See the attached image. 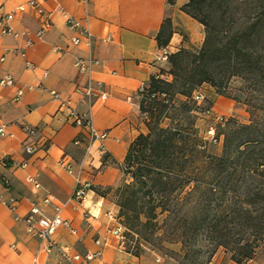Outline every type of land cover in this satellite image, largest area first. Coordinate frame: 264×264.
<instances>
[{"label": "crops", "instance_id": "0c3cea01", "mask_svg": "<svg viewBox=\"0 0 264 264\" xmlns=\"http://www.w3.org/2000/svg\"><path fill=\"white\" fill-rule=\"evenodd\" d=\"M26 1L0 0V6L11 11ZM188 1L45 0L52 24L42 36H38L41 21L31 10L12 20L20 37L0 34V78L15 79L13 86H0V126L9 133L0 135V264H32L35 259L38 264H166L157 254L128 252L112 232L121 223L120 207L101 190L118 186L130 144L149 132L138 93L152 77H163L166 63L158 60L162 49L171 54L185 47V34L192 45L203 41V26L182 10ZM73 19L90 30V43L80 35V28L70 27ZM168 19L173 35L161 48L158 35ZM78 36L84 41L74 45ZM91 60L87 70L79 68V61ZM90 83L101 88L106 99L91 100L76 92ZM19 89L24 94L16 101ZM220 98L217 102L223 103ZM62 101L91 116L97 130L108 134L94 143L90 153L88 131L63 120L67 111H59ZM26 125L36 135L30 136ZM34 141L44 147L29 155L25 146ZM78 180L91 184L83 202L72 199ZM48 196L63 205V217L76 231L60 227L50 252L42 250L39 237L16 218L26 217L34 205L52 217L51 206L42 203ZM12 201L16 214L8 207ZM66 248L71 260L64 257ZM98 252L100 256L86 259ZM74 255L81 259L73 260Z\"/></svg>", "mask_w": 264, "mask_h": 264}, {"label": "trees", "instance_id": "16d2710c", "mask_svg": "<svg viewBox=\"0 0 264 264\" xmlns=\"http://www.w3.org/2000/svg\"><path fill=\"white\" fill-rule=\"evenodd\" d=\"M182 10L204 26V42L170 54L171 80L152 77L147 84L140 110L149 132L128 148L115 202L132 242L154 236L159 215L167 213L172 232L183 229L181 243L189 247L184 259L191 264L210 263L219 248L243 264L264 242V0H189ZM172 35L168 19L159 47L168 46ZM233 82L240 83L239 94L232 95ZM204 84L245 104L251 115L249 123L231 120L218 133L220 155L206 153L196 126L193 95ZM174 110L185 120L164 127Z\"/></svg>", "mask_w": 264, "mask_h": 264}, {"label": "built area", "instance_id": "2783aa9c", "mask_svg": "<svg viewBox=\"0 0 264 264\" xmlns=\"http://www.w3.org/2000/svg\"><path fill=\"white\" fill-rule=\"evenodd\" d=\"M44 2L45 0H27L24 4L18 6L16 9L11 10V11H7L6 9H4V6H0V34L1 35H11L16 38L20 37L21 34L17 32L12 26V20L15 18L17 13H22V12L31 10L37 15V17L41 21L42 26H41L40 31L38 32V36L39 37L42 36L43 33L47 29H49L52 24L51 14L45 8ZM69 24H70V27L73 29L80 28V35L84 36L87 39L88 43L91 42L92 34L90 30L86 26H82L80 21L73 19L69 21ZM81 36L73 38L72 42L74 45H79L84 41V39ZM32 44H33V41L31 40L27 41V46H31ZM20 54L24 56L25 52H20ZM169 56H170V52L166 48H164L162 49V53L159 56L158 60L163 63H166L169 59ZM92 62H93L92 60L89 63H85L84 61H79L78 66L81 70H87L88 66H90ZM27 65L29 67L31 66L30 63H27ZM158 77H161V76L159 75ZM14 84H15V79L12 75H6L0 78V86H13ZM145 89H146V86L143 85L138 93L139 101L142 98V94L145 92ZM76 92L91 100L95 98L106 99L107 97L106 93L101 88L95 87L91 83L84 87H77ZM23 94H24V90L19 89L17 91L15 100L16 101L20 100ZM51 94L53 95L55 99L59 98V94L56 91H52ZM200 98H203V96L196 95V99H200ZM59 111L60 112L67 111V116L63 117L64 121L71 120L74 125L82 127L88 131L89 138H90V142L87 147L88 153H90L96 141L105 140L108 137L107 133L100 132L97 130L91 116L85 113H80L75 106L71 105L69 101H62L59 107ZM24 129L30 136L36 135V130L30 127L29 125H26ZM8 134L9 133H7L6 127L0 126V135L6 136ZM75 144H80V141H75ZM43 147L44 146L40 141H34L31 143H28L25 146V150L27 154L33 155L38 150L42 149ZM4 162L7 163L6 160ZM61 164L65 165L64 161H61ZM22 166L25 167L27 166V164L24 163ZM38 186L39 185H37V187ZM90 187H91L90 183L81 182L80 180H78L72 199L78 202L85 201L87 197V192L89 191ZM42 203L47 206H51V208L54 211V215L52 217L45 215L44 211L40 208V206L34 205L30 213L26 217H21L19 215H16V218L24 220L28 225L29 232L39 237L42 243V250L46 252H50L56 246L54 235L60 227H67L73 233H76V231L72 228L70 221L63 217V205L62 204L55 202L52 196L45 197ZM8 207L11 211H13L16 214L15 201H12V203L9 204ZM125 230L126 228L124 227V225L120 223L112 232L114 235L119 237L121 241H123ZM97 243L100 244V241H97ZM63 253L66 259L71 260V257H70V254L67 248L64 250ZM100 255H101L100 252L94 255L88 254L86 256V259L90 260ZM72 259L79 261L81 259V256L74 255ZM32 264H38L37 259H35Z\"/></svg>", "mask_w": 264, "mask_h": 264}, {"label": "rangeland", "instance_id": "374dc122", "mask_svg": "<svg viewBox=\"0 0 264 264\" xmlns=\"http://www.w3.org/2000/svg\"><path fill=\"white\" fill-rule=\"evenodd\" d=\"M197 21V20H196ZM198 22V21H197ZM202 25V24H201ZM203 26V25H202ZM204 38L201 44L192 45L188 41L187 34L184 35L185 47L199 49L205 39V28L203 26ZM183 33H185L183 31ZM165 71L163 78L172 79L168 74L169 71V59L166 62ZM240 86L239 82H233L230 85L232 95L239 94L238 87ZM196 95H201L203 98L196 99ZM221 97V98H220ZM222 99L223 103L217 102L218 99ZM183 96H178L177 100H185ZM193 99L196 102V111L195 115L196 126L205 142L203 149L206 153L211 155H220L223 148V137H217L219 132H222L224 128L229 124L231 120L237 121L239 123H249L251 115L247 106L241 102H238L230 97L222 96L216 93L215 89L209 84L202 85L198 90L195 91ZM143 120L146 118L145 115H142ZM185 120L183 112L181 111H172L170 112L169 118H164L162 125L168 127L173 120ZM186 122V121H185ZM187 123V122H186ZM122 165L120 166L122 172ZM123 173V172H122ZM125 180L124 174H122L121 182L118 186ZM109 187L101 190V193H105L109 198L116 201V188L118 187ZM182 215V213H181ZM122 219V218H121ZM173 219H167V213H162L158 217L159 229L154 236L146 235L140 239L139 242H132L131 236H128L124 232L123 244L126 249L130 247L133 248L134 252H139L141 254H157L158 260L165 261L166 264H191L192 260L184 259L185 255L188 252L189 247H185L181 243L180 233L183 231L181 228L177 233L172 232L171 223ZM122 221V220H120ZM138 236H136L137 238ZM139 244V245H138ZM130 245V246H129ZM211 252L202 251L201 257L203 259L207 258ZM231 252L225 251L223 248H219L216 253L213 255L211 262L208 264H237L231 259ZM243 264H264V242L259 246L256 251V255L252 260L246 261Z\"/></svg>", "mask_w": 264, "mask_h": 264}]
</instances>
